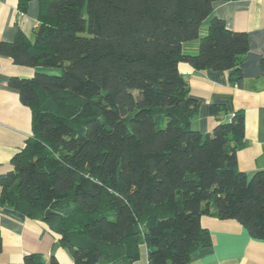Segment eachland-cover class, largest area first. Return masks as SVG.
<instances>
[{"label": "trees", "instance_id": "1", "mask_svg": "<svg viewBox=\"0 0 264 264\" xmlns=\"http://www.w3.org/2000/svg\"><path fill=\"white\" fill-rule=\"evenodd\" d=\"M216 1L39 0L32 35L0 40V55L34 69L10 81L33 133L0 203L44 221L74 264H134L144 247L149 264H188L212 244L203 216L264 240V170L248 176L237 160L244 112L202 133L182 72L242 77L247 33L217 16L204 27ZM24 263L61 264L39 253Z\"/></svg>", "mask_w": 264, "mask_h": 264}, {"label": "crops", "instance_id": "2", "mask_svg": "<svg viewBox=\"0 0 264 264\" xmlns=\"http://www.w3.org/2000/svg\"><path fill=\"white\" fill-rule=\"evenodd\" d=\"M39 12V0H31L25 10L19 9V0H0V40L13 41L19 31L31 36ZM216 16L223 18L229 29L247 33L249 50L240 64L242 77L236 82L230 81L227 71L182 66L190 96L201 102L193 126L208 133L219 120H231L242 110L245 137L237 160L239 168L251 176L264 170V0L216 1L204 27ZM33 73V68L0 55V179L12 170L13 157L33 133L32 112L10 81L13 76L30 77ZM212 104L225 110L214 115ZM202 225L210 230L212 244L195 250L188 264H264V240L253 237L239 221L203 216ZM0 237V264H25V256L31 253L46 258L55 255L61 264H74L68 249L44 221L7 203H0ZM134 264H149L146 247Z\"/></svg>", "mask_w": 264, "mask_h": 264}, {"label": "built area", "instance_id": "3", "mask_svg": "<svg viewBox=\"0 0 264 264\" xmlns=\"http://www.w3.org/2000/svg\"><path fill=\"white\" fill-rule=\"evenodd\" d=\"M24 14V12L23 11H21V15H23Z\"/></svg>", "mask_w": 264, "mask_h": 264}]
</instances>
